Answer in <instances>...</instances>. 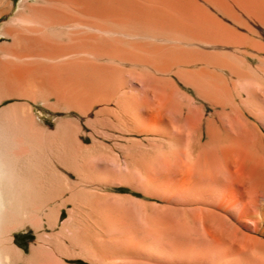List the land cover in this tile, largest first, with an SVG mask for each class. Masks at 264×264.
<instances>
[{
  "label": "bare ground",
  "instance_id": "6f19581e",
  "mask_svg": "<svg viewBox=\"0 0 264 264\" xmlns=\"http://www.w3.org/2000/svg\"><path fill=\"white\" fill-rule=\"evenodd\" d=\"M156 2L21 0L15 7V0H0V104L20 101L0 110V264H58L60 240L52 233L60 198L70 185L65 172L79 177V159L91 154L61 127L43 134V145L42 137L29 130L28 118L35 112L30 103L53 100L54 109L66 106L83 115L98 105L99 118L116 96L115 63L146 68L148 76L177 95L175 83L181 84L212 109L200 124L177 127L169 137L176 264H183L184 254L195 259L206 245L215 247L218 264H264V138L252 124V102L236 85L251 71L226 50L244 46L264 52V37L257 33L264 32V0ZM113 35L139 40H113ZM192 65L201 68L187 71ZM123 97L132 112L136 95ZM227 113L232 127L225 125ZM42 164L39 182L36 169ZM74 191L69 189L71 196ZM260 203L256 216L253 209ZM211 208L220 215L213 225L207 215ZM25 224L36 235L30 254L14 236ZM121 252L108 244L78 249L100 261Z\"/></svg>",
  "mask_w": 264,
  "mask_h": 264
},
{
  "label": "rangeland",
  "instance_id": "374dc122",
  "mask_svg": "<svg viewBox=\"0 0 264 264\" xmlns=\"http://www.w3.org/2000/svg\"><path fill=\"white\" fill-rule=\"evenodd\" d=\"M20 2L21 0H15L14 6L17 7ZM154 2L158 3V0ZM244 21H247L246 18ZM225 22L230 24L227 20ZM238 30L245 32L242 28ZM257 33L264 37L262 30H258ZM111 38L127 39L122 35H113ZM254 38L261 41L258 37ZM129 40L133 42L139 39L132 40L129 37L127 41ZM262 42L264 43V40ZM226 50L236 58L240 57V66L243 65L242 68L251 71L250 77L239 81L236 85L239 93L252 102L253 112L256 115L255 120L252 119V124L264 138V52L248 50L244 46ZM119 64L110 65L117 71L113 78L117 92L115 102L109 104V112L103 114L104 116L97 117L100 111L98 105L83 115L78 110L66 106L54 109L53 100L47 103L43 100L38 104L30 103L35 112L34 117L28 118L29 130L33 135L42 137L40 138L43 145L45 142L43 134L54 133L61 127V131L72 133L76 144L91 149L88 157L82 155L84 157L81 156L78 161L81 169L79 177L65 172L70 185H66L65 192L60 198L61 206L58 208L60 217L55 232L52 233L60 240L62 256H59L58 260L69 264L128 263L129 259H132V256H128V242L130 234L134 232L128 229L131 216V220L143 224L145 222L147 225L145 264H156L155 258L159 260L157 264H176L174 226L177 214L173 191L174 163L171 158L169 137L177 127L188 128L195 122L200 124L202 117L206 113L210 114L212 109L206 103L199 101L193 91L181 84L175 83L177 95L171 93V90L167 91L162 83L148 76L146 68L127 63ZM200 68L199 65H192L186 70L196 72ZM220 74L233 88L234 81L231 80L229 73L222 70ZM211 88L220 92L222 97L226 96L222 87H220L222 90H219L218 86L212 84ZM124 93L137 97L132 112L128 110L123 100ZM18 103L20 101L17 100L3 101L0 110ZM227 114L225 125L232 127L235 125L231 119L233 116L231 113ZM43 167L42 164L36 169L39 182L43 180ZM124 172L128 174L127 178H124ZM130 175L131 178L128 180ZM71 188L75 189L74 196L69 192ZM211 204H214L213 201ZM262 205L260 203L258 208L253 209V212H257L256 216L261 215ZM201 212L196 213L200 215ZM208 213V221L211 225L220 222L219 213L212 208ZM71 221L73 225H65L66 222ZM155 221L159 223L157 236L153 225ZM250 225L254 228L253 224ZM246 231L244 228L243 232ZM253 234L259 237L254 232ZM14 236L17 246L30 254L31 247L36 242L33 228L25 224L20 231L15 232ZM155 238H158L161 246L158 251L154 245ZM71 243H75L78 247L71 249L74 245ZM102 244L119 247L124 252L106 261H100L97 257L89 259L78 253V249H90L93 245ZM218 258L215 247L206 245L195 259L184 254L181 261L183 264L191 262L218 264L220 261Z\"/></svg>",
  "mask_w": 264,
  "mask_h": 264
},
{
  "label": "crops",
  "instance_id": "0c3cea01",
  "mask_svg": "<svg viewBox=\"0 0 264 264\" xmlns=\"http://www.w3.org/2000/svg\"><path fill=\"white\" fill-rule=\"evenodd\" d=\"M132 174V173H131ZM131 178H128V180ZM130 213V212H129ZM131 216L129 217V222H128V229L129 230H133L134 232H132L130 234V239L128 242V256H132V259H129L128 263H124V264H145L146 260H147V253H146V246H147V239H146V231H147V225L144 222H136L130 219ZM158 221H155L153 223L154 225V232L156 234V236L158 235ZM154 245H155V249L158 251V248H161V246L159 245L158 242V238L154 239ZM127 255V254H125ZM155 263H159L158 258L154 259ZM50 264H53V262H51ZM58 264H69L68 262H60L58 260ZM110 264V263H108Z\"/></svg>",
  "mask_w": 264,
  "mask_h": 264
}]
</instances>
